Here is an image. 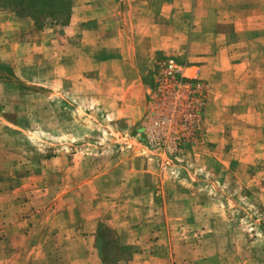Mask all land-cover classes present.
Here are the masks:
<instances>
[{
  "label": "crops",
  "instance_id": "crops-1",
  "mask_svg": "<svg viewBox=\"0 0 264 264\" xmlns=\"http://www.w3.org/2000/svg\"><path fill=\"white\" fill-rule=\"evenodd\" d=\"M70 2L68 20L45 29L0 8V264H264V238L252 245H262L254 255L221 222L225 202L242 192L264 210V163L257 165L264 162V0ZM188 43L185 67L196 64L210 90L205 150L220 156L200 167L208 177L193 170L175 178L133 147L104 148L111 156L105 162L82 152L78 160L63 153L39 161L24 151L21 116L13 111L21 100L6 96L8 78L51 89L61 81L68 99L72 87L84 94L92 80L103 104L116 108L111 118L132 129L145 114L144 78L156 52L180 55ZM241 82L246 90L231 100ZM230 105L241 106L233 129L245 139L226 153L220 121ZM185 157L201 165L190 152ZM109 235L121 250L112 262L102 260Z\"/></svg>",
  "mask_w": 264,
  "mask_h": 264
},
{
  "label": "rangeland",
  "instance_id": "rangeland-1",
  "mask_svg": "<svg viewBox=\"0 0 264 264\" xmlns=\"http://www.w3.org/2000/svg\"><path fill=\"white\" fill-rule=\"evenodd\" d=\"M60 19H65V17H60ZM54 26L55 25H45L42 29ZM199 26L202 28L201 24ZM190 28L189 18L184 24V29L186 32L190 33ZM217 32L221 34L223 28L219 26ZM188 45L189 43L184 45L183 50L180 51V55L157 51L154 57V69L144 78L145 83L150 86L144 116L147 110L150 109L149 107L153 106L155 102V94L159 88V75L168 63L173 62L174 64L183 66L186 69V75L196 78V81L203 86V106L198 115L200 118L199 135H196L195 140L183 148L177 159L164 156V158L161 157V160H165L166 165L159 164L160 154L153 151L144 138L142 127L144 116L136 127L125 129L122 122L115 121V119L111 118L116 115L113 111L116 108L110 104H103L102 90L101 88L93 87L90 84L94 83L92 80L87 81L84 94H82V92L79 93L72 87L70 90V99H68L66 94L63 93L64 84L61 81L56 83L58 88L55 87L51 89L45 85L37 87L19 86L18 82H12L11 78H8L6 82L8 93L6 96L11 98L12 101H14V97L21 100V109L19 111H13L16 112L19 117L21 116L16 123L17 127L23 131L22 143L24 151L26 152L27 150V153H30V155L34 154L31 156H37L39 161L43 158L50 160L63 153L70 156L72 159L76 157L78 160L80 157L79 153L82 152L89 161L96 160L105 162L108 161L111 156L110 152H105L104 148H110L109 146H118L124 149L133 147L139 148L140 150L145 149L146 154L156 159L160 170L163 172L165 170L171 171L170 173L172 175L174 174L175 178L180 179L188 172L193 173V170L196 171L198 175H203V178H205V176L208 177L201 168H211L212 161H218L220 158V156L211 154L214 149L212 147L207 154L205 148L211 145L206 142L205 137H203L206 132L203 118H205V110L208 106L207 96L210 90L208 91V83L206 81L203 82V80L201 81L198 79L196 64H192L187 68L185 67L184 54L188 50ZM90 72L93 71H88V74ZM92 75H94V72L91 73V76ZM250 79L253 78L248 77L246 80ZM243 83L244 82L238 84L236 91L231 89V100L238 97L237 93L239 90H246L245 88H241ZM233 86L234 85L231 87ZM240 107L235 105L226 106L225 118L220 121V123L225 122L220 128L221 137L223 139L222 143L224 144V146H221L223 152L226 151V153H228L230 150H234V148L240 149L239 144L241 140L245 139L244 136L238 135L237 128L236 133L235 128L233 129V125L235 126L237 123V117H233V114L237 113ZM30 132H32V136H30ZM14 137L13 135L10 136V144L14 143ZM18 140L19 138L17 136V143ZM34 146L40 149L36 152L33 148ZM200 148V153L196 152V150ZM101 149L102 151H100ZM186 152H190V157L199 160L201 165H197L194 159L192 162L190 159H186ZM234 155L239 158L241 153L239 151H234ZM263 163V161L258 160V167H261ZM231 193L234 192L231 190ZM237 193L238 191H236V194ZM233 198L235 202H225L226 220L221 222L226 224L228 221V224L235 229L231 233V240L234 241L235 244H238L239 241L243 244L246 243V245L250 247L252 254L255 255L262 248V245H259L258 248L252 247V245L255 244L254 242H259V240L264 238V210H259L257 206L252 203V196H250V193L247 191L242 192L238 198L236 195ZM113 240L114 236L109 235V241L111 243L110 247L106 250V255L110 262L119 259L121 254V250L115 248V243L112 244ZM111 256L113 260H110Z\"/></svg>",
  "mask_w": 264,
  "mask_h": 264
},
{
  "label": "built area",
  "instance_id": "built-area-1",
  "mask_svg": "<svg viewBox=\"0 0 264 264\" xmlns=\"http://www.w3.org/2000/svg\"><path fill=\"white\" fill-rule=\"evenodd\" d=\"M155 102L143 118L145 141L161 157L177 159L183 148L199 135V112L203 106V86L186 75L183 66L168 63L159 75ZM194 81V82H193ZM198 133V134H197Z\"/></svg>",
  "mask_w": 264,
  "mask_h": 264
},
{
  "label": "trees",
  "instance_id": "trees-1",
  "mask_svg": "<svg viewBox=\"0 0 264 264\" xmlns=\"http://www.w3.org/2000/svg\"><path fill=\"white\" fill-rule=\"evenodd\" d=\"M0 8L13 11L18 18L30 19L38 29H42L45 25L65 23L69 18L71 2L70 0H0ZM102 250V260L110 262L106 255L107 248ZM110 260H113L112 256Z\"/></svg>",
  "mask_w": 264,
  "mask_h": 264
}]
</instances>
